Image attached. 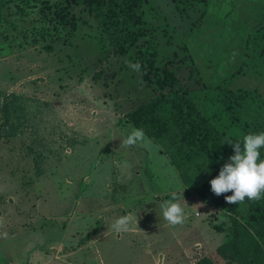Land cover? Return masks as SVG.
Here are the masks:
<instances>
[{
  "label": "rangeland",
  "instance_id": "obj_1",
  "mask_svg": "<svg viewBox=\"0 0 264 264\" xmlns=\"http://www.w3.org/2000/svg\"><path fill=\"white\" fill-rule=\"evenodd\" d=\"M144 12L175 91L235 135L242 122L264 130V0H147ZM130 63L80 1L0 0V264H226L229 217L185 196L154 141L123 143L124 115L160 92ZM173 193L174 227L160 208ZM128 214L137 227L115 232Z\"/></svg>",
  "mask_w": 264,
  "mask_h": 264
},
{
  "label": "trees",
  "instance_id": "obj_2",
  "mask_svg": "<svg viewBox=\"0 0 264 264\" xmlns=\"http://www.w3.org/2000/svg\"><path fill=\"white\" fill-rule=\"evenodd\" d=\"M63 1L68 5L80 1L113 47V53L135 58L141 65V78L160 90L127 112L125 121L133 128L142 129L168 156L185 188V196L194 194L208 201L216 209L215 215L229 217L228 237L217 253L225 258L226 264H264V195L260 200L245 199L242 203L228 204L224 197L232 193L216 196L209 183L234 155L228 143L242 141L244 135L264 130L258 131L242 122L243 136L235 135L230 126L216 124L189 96L174 90L178 83L175 72L166 64L155 66L158 44L151 36L150 23L145 20L147 0ZM191 1L204 3L206 0ZM9 103L7 99L3 106L6 119ZM260 153L264 159V148ZM194 264L213 263L209 257H203Z\"/></svg>",
  "mask_w": 264,
  "mask_h": 264
},
{
  "label": "clouds",
  "instance_id": "obj_3",
  "mask_svg": "<svg viewBox=\"0 0 264 264\" xmlns=\"http://www.w3.org/2000/svg\"><path fill=\"white\" fill-rule=\"evenodd\" d=\"M129 67L139 73L141 65L139 62L130 63ZM143 139V130L132 128L123 143L133 146ZM228 144L232 146L234 155L229 157V162L221 167L218 175L209 181L211 192L216 196L231 192L232 195L224 197L228 204L242 203L245 199L260 200L264 195V159H261L260 153L264 148V132L249 133L243 136L242 141ZM180 199H183L182 193L180 196L173 193L171 199L160 204L162 217L169 226L174 227L185 220L184 208L178 202ZM134 219L137 227V218L132 214L115 219L111 227L117 233L128 232Z\"/></svg>",
  "mask_w": 264,
  "mask_h": 264
},
{
  "label": "built area",
  "instance_id": "obj_4",
  "mask_svg": "<svg viewBox=\"0 0 264 264\" xmlns=\"http://www.w3.org/2000/svg\"><path fill=\"white\" fill-rule=\"evenodd\" d=\"M197 216H199V213H196Z\"/></svg>",
  "mask_w": 264,
  "mask_h": 264
},
{
  "label": "crops",
  "instance_id": "obj_5",
  "mask_svg": "<svg viewBox=\"0 0 264 264\" xmlns=\"http://www.w3.org/2000/svg\"><path fill=\"white\" fill-rule=\"evenodd\" d=\"M217 215H221V214L219 213V214H217ZM217 215H215V216H217Z\"/></svg>",
  "mask_w": 264,
  "mask_h": 264
}]
</instances>
